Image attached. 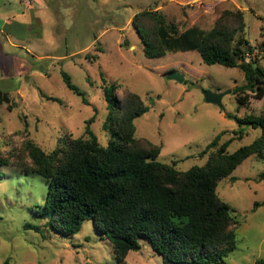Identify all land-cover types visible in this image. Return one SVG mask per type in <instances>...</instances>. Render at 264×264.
I'll list each match as a JSON object with an SVG mask.
<instances>
[{
	"label": "rangeland",
	"instance_id": "rangeland-1",
	"mask_svg": "<svg viewBox=\"0 0 264 264\" xmlns=\"http://www.w3.org/2000/svg\"><path fill=\"white\" fill-rule=\"evenodd\" d=\"M153 9L180 30L194 25L209 30L224 11H241L243 38L252 49L245 57L248 62L255 57L264 68V0H0V89L14 104L12 110L0 105L3 155L15 152L28 162L21 150L26 140L51 153L70 138L85 139L89 119L91 132L106 146L110 134L102 129L107 115L103 82L118 86V98L124 89L140 97L148 112L134 121L135 137L160 147L158 161L175 162L178 171L203 166L207 155L199 154L218 134L223 133L219 144L236 139L238 127L226 115L264 113V96L250 98L245 107L237 104L233 90L245 83L239 69L207 66L194 51L147 59L131 19ZM171 70L184 81L168 80ZM61 71L87 105L67 89ZM204 92L225 94L221 109L206 103ZM259 134L244 128L228 152L249 145ZM262 174L264 159L252 156L217 185L218 198L233 209L238 222L235 249L222 264L264 260ZM47 189V181L35 173L0 166V264H163L147 240H140V249L129 252L124 262L116 260L110 242L91 221L74 236L27 230L26 224L45 223L33 212L43 205ZM254 203L263 204L252 212Z\"/></svg>",
	"mask_w": 264,
	"mask_h": 264
},
{
	"label": "trees",
	"instance_id": "trees-1",
	"mask_svg": "<svg viewBox=\"0 0 264 264\" xmlns=\"http://www.w3.org/2000/svg\"><path fill=\"white\" fill-rule=\"evenodd\" d=\"M131 25L147 59L197 52L207 66L236 68L243 73L245 83L233 90L240 107L250 98H263L264 68L255 57L245 62L252 49L243 38L241 11H224L209 30L197 25L180 30L154 9L134 14ZM60 74L67 89L87 105L70 77L63 71ZM103 83L107 115L102 129L110 134L106 146H101L91 132L89 119L85 139L70 138L51 153L26 140L20 147L28 162L15 152L5 156L0 150V166L35 173L48 183L43 205L33 212L45 219L44 225L26 224L24 228L74 236L84 222L91 221L99 236L110 242L120 262L129 252L140 249V240H147L163 264H222L235 249L238 222L232 216L233 209L218 198L216 188L248 158L264 159V113L243 118L226 115L238 127L233 132L237 140L247 127L258 129L259 136L229 153L227 149L236 139L219 144L223 133L218 134L199 154L207 155L203 166L178 171L175 162L167 165L158 161L160 147L135 137L134 121L148 112L140 97L124 89L118 98V86ZM11 100L0 89V105L12 110ZM262 204L254 203L252 212ZM254 264H264V260Z\"/></svg>",
	"mask_w": 264,
	"mask_h": 264
},
{
	"label": "water",
	"instance_id": "water-1",
	"mask_svg": "<svg viewBox=\"0 0 264 264\" xmlns=\"http://www.w3.org/2000/svg\"><path fill=\"white\" fill-rule=\"evenodd\" d=\"M256 65L253 64V68H255ZM167 79L168 80H172V81H176L178 83H182L184 81V78L182 75L175 73V72H171L167 75ZM225 95V94H224ZM222 94H213L211 92H204L203 96H204V100L206 103L209 104H213L216 105L217 107H219L221 109V99L224 96Z\"/></svg>",
	"mask_w": 264,
	"mask_h": 264
},
{
	"label": "crops",
	"instance_id": "crops-1",
	"mask_svg": "<svg viewBox=\"0 0 264 264\" xmlns=\"http://www.w3.org/2000/svg\"><path fill=\"white\" fill-rule=\"evenodd\" d=\"M28 1H35V0H28ZM30 3H31V2H30ZM30 3H29V4H30ZM33 3H35V2H33ZM29 4H28V5H29ZM36 5H37V4H36ZM36 7H39V6H36ZM36 7H35V8H36ZM34 19L39 20V19L36 18V17H34Z\"/></svg>",
	"mask_w": 264,
	"mask_h": 264
},
{
	"label": "built area",
	"instance_id": "built-area-1",
	"mask_svg": "<svg viewBox=\"0 0 264 264\" xmlns=\"http://www.w3.org/2000/svg\"><path fill=\"white\" fill-rule=\"evenodd\" d=\"M245 62H248L247 59H246V57H245Z\"/></svg>",
	"mask_w": 264,
	"mask_h": 264
}]
</instances>
